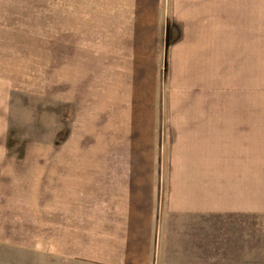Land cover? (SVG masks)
Segmentation results:
<instances>
[{"label": "rangeland", "instance_id": "374dc122", "mask_svg": "<svg viewBox=\"0 0 264 264\" xmlns=\"http://www.w3.org/2000/svg\"><path fill=\"white\" fill-rule=\"evenodd\" d=\"M223 113L264 115V52H219L218 0H0V172L29 168L0 178L27 199L12 225L1 209L0 264H92L91 200L112 187L145 196L146 264H264L263 208L163 213L185 141Z\"/></svg>", "mask_w": 264, "mask_h": 264}, {"label": "crops", "instance_id": "0c3cea01", "mask_svg": "<svg viewBox=\"0 0 264 264\" xmlns=\"http://www.w3.org/2000/svg\"><path fill=\"white\" fill-rule=\"evenodd\" d=\"M167 25L170 31L172 22ZM218 49L224 54L264 52V0H218ZM204 120L218 123L202 124L194 130V138L185 141L186 152L191 154L192 148L193 154L181 162L182 178H168L166 195L170 203L163 213L169 218L184 216L192 224L211 215L256 214L259 208L264 209L259 206V200L264 201V196L259 197L264 195L260 179L262 176L264 179V162L256 157L264 153V115L223 113L217 119ZM23 165L13 169L10 162L1 170L0 178L6 180L4 185L15 186L19 180L25 184L29 168ZM114 179L117 180L106 178V184H126ZM13 189L3 193L5 198L0 199V212L2 208L9 210L4 221L10 225L11 216L17 212L15 202L27 201L26 193L21 195L22 199L14 198ZM129 190L105 188L102 197L96 193L92 198L90 245L85 254L90 263L146 264V242H140L138 235L148 225L151 229L153 216L140 210V198L144 208L145 196ZM62 194L58 192V200H67ZM3 202L6 205L1 207Z\"/></svg>", "mask_w": 264, "mask_h": 264}, {"label": "trees", "instance_id": "16d2710c", "mask_svg": "<svg viewBox=\"0 0 264 264\" xmlns=\"http://www.w3.org/2000/svg\"><path fill=\"white\" fill-rule=\"evenodd\" d=\"M168 29H169V27H168Z\"/></svg>", "mask_w": 264, "mask_h": 264}]
</instances>
